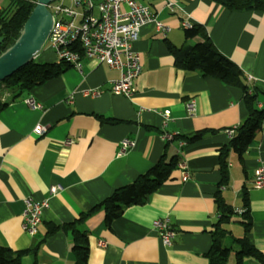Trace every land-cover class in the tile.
Returning <instances> with one entry per match:
<instances>
[{"label":"crops","instance_id":"1","mask_svg":"<svg viewBox=\"0 0 264 264\" xmlns=\"http://www.w3.org/2000/svg\"><path fill=\"white\" fill-rule=\"evenodd\" d=\"M139 1L170 29L165 34L154 22L141 27L136 49L142 72L130 97L110 90V80L120 76L118 69L90 58L84 60L82 72L68 64L61 74L30 90L0 88L7 103L0 112V246L21 250L42 241L37 264H76L73 234L63 228L76 222L88 235V264H209L211 230L220 218L217 192L237 208L243 207L246 189L252 220L249 242L264 254V186H254L264 163V119L242 157L230 151V181L220 185V151L231 140L226 129L239 126L248 115L244 91L217 77L177 68L171 51L203 41L200 35L186 37L180 21L189 17L247 78L253 77L249 84L259 90L258 105L264 108V11L231 10L214 0H173L179 4L174 8L166 6L167 0ZM54 54H39L35 61L58 62ZM96 87L102 90L98 96L83 93ZM29 96L41 108L29 107L24 101ZM168 109L170 119L164 122ZM38 125L45 126L42 134L34 131ZM199 131H204L202 137L189 142ZM68 137L75 142L65 146ZM124 139L133 144L121 152ZM162 157H176L178 164L144 204L128 207L110 224L103 210L84 216ZM183 162L189 170L185 180ZM56 184L63 189L52 194L50 187ZM26 197L48 199L35 235L23 229ZM166 217L176 230L170 246L154 225ZM242 220V214L235 213L225 226L228 233V226L238 222L240 235L234 236L242 237ZM53 225L59 228L49 233ZM33 262L28 254L21 264ZM243 264L263 263L247 257Z\"/></svg>","mask_w":264,"mask_h":264},{"label":"trees","instance_id":"2","mask_svg":"<svg viewBox=\"0 0 264 264\" xmlns=\"http://www.w3.org/2000/svg\"><path fill=\"white\" fill-rule=\"evenodd\" d=\"M224 7L231 10L255 9L264 11V0H214ZM37 0H12L10 5L13 9L9 15L0 16V36L3 41L0 43V54L6 51L20 36L23 26L36 5ZM187 38H194L200 35L203 41L196 44H186L180 48L172 47L171 51L175 57V66L185 70L200 72L203 76H213L219 78L226 85L237 86L244 91V102L248 110V115L238 126L236 134L231 138L228 145L220 151V185H228L230 181L228 156L234 150L242 157L247 147L254 140L264 119V108L259 107L260 92L249 84L247 76L240 67L230 58L221 53L206 33L205 28L194 23L193 28L185 29ZM201 48L202 51H199ZM69 65L63 61L47 63L32 60L27 65L17 70L12 76L0 82V87L30 90L35 86L41 85L48 79L53 78ZM7 105L0 96V112ZM204 131H199L192 137H188L189 142L200 139ZM178 159L173 157L166 160L162 157L147 172L140 174L134 181L116 187L113 192L101 203L97 204L91 212L84 214L90 215L96 210L105 212L107 224L117 217L123 215L125 210L133 205L144 204L147 196L156 191L165 183L172 171L176 168ZM217 207L220 213L219 220L211 230L213 243L206 256L209 264H227L229 257L234 255V264H243L247 257H252L264 264V254L249 242L248 233L252 224L250 211L248 209V192L244 190L243 207L246 209L242 213L241 224L244 228L242 237L231 235L230 238L226 225L232 222L234 207L226 203L220 191L216 195ZM59 226H51L49 233L58 229ZM63 228L73 234V252L76 264H88L89 239L86 233L79 231L76 222L64 224ZM229 240V245L226 241ZM42 241L36 242L32 247L13 250L9 247L0 246V264H21L25 255H33L34 264H37L38 249ZM238 246V249L234 248Z\"/></svg>","mask_w":264,"mask_h":264},{"label":"built area","instance_id":"3","mask_svg":"<svg viewBox=\"0 0 264 264\" xmlns=\"http://www.w3.org/2000/svg\"><path fill=\"white\" fill-rule=\"evenodd\" d=\"M166 6L178 7L173 0H167ZM13 5L3 7L0 5V16L9 15ZM53 14L54 23L47 39V43L53 48L57 58L78 70L83 71L85 59H95L99 63L106 64L120 71V76L110 80L111 91L130 97L135 91V79L142 72V56L136 49L140 30L148 22H154L157 29L166 34L170 27L157 19L151 7L139 0H53L48 4ZM185 29H191L194 22L188 18L180 21ZM248 80H253L252 76ZM1 88V87H0ZM85 95L98 96L102 93L100 88L84 90ZM4 97L2 98V100ZM25 103L31 108H41V103L33 96L27 97ZM194 101H190L188 108L194 109ZM171 111L163 112L164 122L170 119ZM238 126L227 128V134L232 138ZM45 126L38 125L34 131L42 134ZM172 136L168 135L171 139ZM75 142L73 137L63 141L65 146ZM130 139L121 142V152L132 146ZM185 144V142H181ZM183 169V180L188 178L187 165L180 163ZM254 186H264V163L257 169ZM60 184L52 185V194L62 190ZM23 212V229L29 234L38 232L42 220V211L48 206V199L35 201L32 197H26ZM244 207L234 209L235 213H244ZM160 231L163 243L172 245L176 236V230L168 217L154 222Z\"/></svg>","mask_w":264,"mask_h":264},{"label":"water","instance_id":"4","mask_svg":"<svg viewBox=\"0 0 264 264\" xmlns=\"http://www.w3.org/2000/svg\"><path fill=\"white\" fill-rule=\"evenodd\" d=\"M52 1L37 0L20 36L0 54V82L34 60L44 47L54 23L53 14L48 8ZM2 41L3 37L0 36V43Z\"/></svg>","mask_w":264,"mask_h":264},{"label":"rangeland","instance_id":"5","mask_svg":"<svg viewBox=\"0 0 264 264\" xmlns=\"http://www.w3.org/2000/svg\"><path fill=\"white\" fill-rule=\"evenodd\" d=\"M12 0H0V5L3 6V7H6L7 5H9V3L11 2ZM55 53L53 48L51 47V45H49L47 42L45 43L44 47L42 48V50L38 53V55L36 56V58H38L39 54H42V56H47L48 54H53ZM55 55V54H54ZM57 57V56H56ZM35 58V59H36ZM2 87H5L4 85L1 86ZM4 90H0V92H2ZM240 223L238 222H234L232 223L230 226H228V230H229V234H233V235H236V236H239L240 235ZM234 257L233 256H230V259L228 260L227 264H234Z\"/></svg>","mask_w":264,"mask_h":264}]
</instances>
